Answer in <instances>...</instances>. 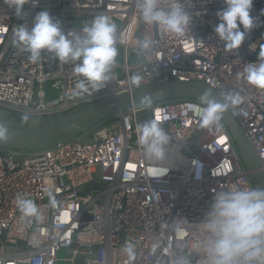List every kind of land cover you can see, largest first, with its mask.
Segmentation results:
<instances>
[{"label": "built area", "instance_id": "2783aa9c", "mask_svg": "<svg viewBox=\"0 0 264 264\" xmlns=\"http://www.w3.org/2000/svg\"><path fill=\"white\" fill-rule=\"evenodd\" d=\"M173 2L162 0L164 6ZM183 3L191 22L178 37L143 23L136 0H38L35 6L30 0L23 19L0 0V122L45 123L142 86L199 80L221 96L239 95L229 110L264 175V89L243 75L249 63L259 62L264 46V0H253L250 60L241 48L226 50L214 32L223 0ZM40 11H48L65 33L80 32L100 15L116 25L118 54L103 88L78 90L73 62L62 63L48 52L32 62L13 43L17 26H30ZM142 40L151 41L147 53L140 51ZM132 76L140 77L138 87ZM205 107L188 99L163 101L131 108L47 149L0 148V264H179L181 256L190 264H207L197 246L198 225L214 193L226 185H253L223 122L201 126ZM149 120L173 140L162 165L168 172L161 177L137 143L138 125ZM18 196L32 200L38 216L21 212Z\"/></svg>", "mask_w": 264, "mask_h": 264}, {"label": "clouds", "instance_id": "9594fccd", "mask_svg": "<svg viewBox=\"0 0 264 264\" xmlns=\"http://www.w3.org/2000/svg\"><path fill=\"white\" fill-rule=\"evenodd\" d=\"M30 0H4L23 19V9ZM33 5L38 0H31ZM225 7L217 12L219 23L214 32L226 50L239 49L246 34L256 26L251 15L253 0H223ZM141 21L162 27L165 32L183 37L190 26L191 16L183 0H174L164 6L162 0H136ZM241 26L243 31L241 30ZM116 25L105 15L96 16L80 32L65 33L61 24L53 20L48 11L37 13L30 26L18 25L13 33V43L29 54L32 62L41 59L43 52L54 54L62 63L73 62V72L78 77L76 89L84 92L99 91L110 80V69L118 54ZM142 53L151 48L150 40L139 42ZM258 63H249L244 78L253 86L264 89V46L258 54ZM131 82L139 86L140 77ZM238 94L227 93L220 100L205 91L201 102L206 105L201 116V126H217L224 112L239 103ZM140 106H151V98L142 97ZM137 143L149 165H156L153 174L161 177L168 172L162 166L172 144V138L155 120L137 127ZM8 138V129L0 125V141ZM197 179L200 178L199 173ZM17 206L26 216H38L34 202L18 196ZM51 203H56L51 199ZM186 219V218H185ZM198 248L204 253L207 264H264V188L244 189L226 185L214 193L213 200L199 222ZM179 264H190L186 256Z\"/></svg>", "mask_w": 264, "mask_h": 264}, {"label": "water", "instance_id": "95a60500", "mask_svg": "<svg viewBox=\"0 0 264 264\" xmlns=\"http://www.w3.org/2000/svg\"><path fill=\"white\" fill-rule=\"evenodd\" d=\"M241 29L243 30L242 26ZM252 35V31L248 32L240 47L245 59L249 60L253 59V56L247 54L246 43ZM205 91L210 92L213 98L221 99L218 92L202 81L173 79L112 95L103 100L90 103L63 118L49 120L45 123L30 121L24 127H17L0 122V125L8 129V138L0 141V148L24 152L47 149L91 131L94 127L115 115L131 108L140 107L142 97H150L151 104L183 99L202 103L201 96ZM220 120L226 126L238 150L253 188H264V175L261 171L260 161L242 127L230 110L224 112ZM91 187L96 189L98 185L94 184ZM88 191L89 188L86 193ZM76 264L83 263L76 262Z\"/></svg>", "mask_w": 264, "mask_h": 264}, {"label": "rangeland", "instance_id": "374dc122", "mask_svg": "<svg viewBox=\"0 0 264 264\" xmlns=\"http://www.w3.org/2000/svg\"><path fill=\"white\" fill-rule=\"evenodd\" d=\"M0 113H3V110L2 109H0Z\"/></svg>", "mask_w": 264, "mask_h": 264}]
</instances>
